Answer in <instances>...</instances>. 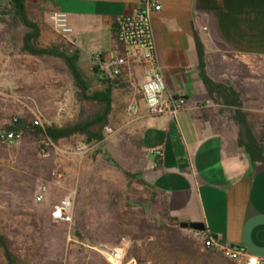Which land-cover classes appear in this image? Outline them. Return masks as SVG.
Returning <instances> with one entry per match:
<instances>
[{
  "label": "rangeland",
  "instance_id": "1",
  "mask_svg": "<svg viewBox=\"0 0 264 264\" xmlns=\"http://www.w3.org/2000/svg\"><path fill=\"white\" fill-rule=\"evenodd\" d=\"M26 10L43 26L40 47L58 45L68 55L77 53L45 25L49 10L42 3L26 1ZM15 14L12 3L0 6V132L15 125V118L32 124L38 116L45 129L92 117L101 106L79 96L64 58L22 51L28 28ZM89 56L80 51L76 63L91 95L105 84L97 87L91 79L92 69L84 66ZM117 88L101 141L75 135L52 142L25 131L18 143H0V233L24 264H112L109 254L118 246L126 249L122 264H244L208 251L199 231L171 220L168 197L154 183L156 162ZM251 117L257 127L264 126V116ZM41 184H47V192L39 202ZM67 196L73 200L72 220L55 221L52 211ZM143 222L152 228L149 236L142 235ZM160 227L175 228L191 251H161ZM0 264H7L1 247Z\"/></svg>",
  "mask_w": 264,
  "mask_h": 264
},
{
  "label": "crops",
  "instance_id": "2",
  "mask_svg": "<svg viewBox=\"0 0 264 264\" xmlns=\"http://www.w3.org/2000/svg\"><path fill=\"white\" fill-rule=\"evenodd\" d=\"M38 1L49 10L43 21L48 27L54 28L50 13L67 15L72 47L78 58L80 51L90 55L84 66L92 69L91 79L99 87L102 79L94 71L91 55L113 48L118 21L134 13L139 0ZM12 2L0 0V6ZM162 3L163 8L151 16L155 46L167 95L182 108L176 119L152 116L139 98L135 120L156 162L154 183L166 193L173 217L203 222L221 245L264 258V163L253 162L239 145L237 107L209 94L197 48L198 38L206 73L240 94L242 110L260 135L264 126L253 124L251 116H264V0ZM117 87L124 92L127 107L132 90L125 82L119 81Z\"/></svg>",
  "mask_w": 264,
  "mask_h": 264
},
{
  "label": "built area",
  "instance_id": "3",
  "mask_svg": "<svg viewBox=\"0 0 264 264\" xmlns=\"http://www.w3.org/2000/svg\"><path fill=\"white\" fill-rule=\"evenodd\" d=\"M140 7L132 14L118 21L117 36L113 48L106 54L91 55L93 66L98 67L102 80H118L127 83L132 90V98L127 106L128 112L135 116L139 110V98L147 106L152 116L168 115L176 119L182 108L181 102H175L167 95V84L163 69L158 61L151 16L163 8L162 0H139ZM49 20L56 32L70 41L71 27L67 15L61 11L50 13ZM140 68V71H137ZM18 119L15 118V122ZM33 125L43 127L40 117L36 116ZM22 131L7 129L0 132V141L15 144L22 138ZM157 155L161 152L155 151ZM47 184H41L36 200L45 199ZM73 200L65 197L52 211V218L58 222L72 220ZM205 244L226 257L244 264H264V258L248 255L240 249L224 246L210 237ZM124 246L114 248L109 254L112 264H122L125 259ZM32 264H39L34 262Z\"/></svg>",
  "mask_w": 264,
  "mask_h": 264
},
{
  "label": "trees",
  "instance_id": "4",
  "mask_svg": "<svg viewBox=\"0 0 264 264\" xmlns=\"http://www.w3.org/2000/svg\"><path fill=\"white\" fill-rule=\"evenodd\" d=\"M26 1L27 0H14V2H12L14 11L16 13L15 16L19 17L24 25L28 28V31L23 38L22 51L34 56L47 55L64 58L74 78L75 86L79 91V96L86 100L95 101L101 106V109L88 119L69 123L64 126L51 125L47 126L45 129H42L41 127L34 126L33 123L27 124L24 121L17 120L15 125L10 126L9 129L13 128L22 131L23 134L25 131L38 135L42 134L52 142H58L61 139L70 138L75 135H84L90 141H101L104 138L102 133L103 128L108 124L109 115L112 110V91L117 86L119 81L102 80V83L105 84V88L89 95L87 79L76 63L78 58L77 53L72 56L68 55L67 52L62 50L61 46L58 45L47 48L40 47L38 42L41 36V27L38 22L28 17ZM197 48L200 59L201 76L209 94L217 101L219 100L225 104L234 105L237 107L235 110L234 120L239 126V145L245 149L253 162L264 163V127L262 128L260 135H257L254 132L248 120V113L242 110V103L239 99L240 94L231 88L215 82L206 73L204 63V47L198 38ZM98 70V67L94 66V71L98 72ZM171 220L179 221L176 217H172ZM145 229L148 231V233L144 231ZM151 230V226H149L146 222H143V225L141 226L142 235L149 236ZM159 230L162 232L156 236L157 247L165 254H180L182 252L191 251L190 247L187 246L186 243L181 239L175 228L169 229L167 227H160ZM198 233L203 238L204 247L208 251H211L212 248L207 246L205 242L209 240L210 237H212V234H210L207 230L199 231ZM0 247L3 249L7 264H24V260L22 259L21 255L12 249V242L1 233ZM230 262L236 263L234 260H230Z\"/></svg>",
  "mask_w": 264,
  "mask_h": 264
},
{
  "label": "water",
  "instance_id": "5",
  "mask_svg": "<svg viewBox=\"0 0 264 264\" xmlns=\"http://www.w3.org/2000/svg\"><path fill=\"white\" fill-rule=\"evenodd\" d=\"M180 226L182 228H190L194 231H204L206 230V226L203 222H185V221H182L180 223Z\"/></svg>",
  "mask_w": 264,
  "mask_h": 264
}]
</instances>
